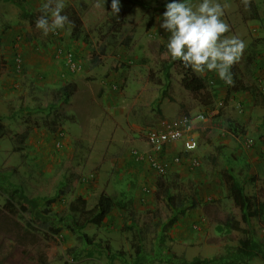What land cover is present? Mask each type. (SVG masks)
<instances>
[{"label":"rangeland","instance_id":"rangeland-1","mask_svg":"<svg viewBox=\"0 0 264 264\" xmlns=\"http://www.w3.org/2000/svg\"><path fill=\"white\" fill-rule=\"evenodd\" d=\"M134 1L136 5L119 0L120 12L115 16L112 0H99V8L95 7L98 0H63L62 14L71 23L60 30L61 40L56 43L76 55L79 69L71 72L66 61L55 56L52 33L45 37L36 28L46 0H0V50L7 58L0 64V264H185L186 260L221 258L215 264H264V222L258 219L250 226L242 220V195L261 200L264 188V166L252 162L264 141V93L241 90L233 100L226 95L231 88L242 89L235 70H241L239 65L247 59L252 60L250 82L264 78V53L257 47L245 49L231 69L234 86L214 71L195 73L208 84L209 92L214 87L223 92L206 105L204 97L184 88L179 62L165 72V63L174 60L167 49L169 33L157 17H162L169 0ZM230 1L213 0L221 5ZM251 1L263 17L249 22L251 28L259 29L255 34L260 37L252 38L264 51V0ZM190 2L196 7L202 0ZM18 37H22V74L13 65ZM96 58L100 60L97 67ZM71 87L74 94L65 102L62 92ZM79 95L86 98L83 106ZM179 104L183 114H205L208 107L225 115V135H215L214 145L225 142L222 138L241 145L223 156L218 169L227 167V172L213 173L212 154L206 161L200 152L206 141L202 137L196 154L183 163L174 161L183 149H174L172 163L166 160L172 165L164 177L154 175L145 165L127 164L131 152L143 150L147 133L155 129L145 127L133 133L131 122L143 115L158 120L161 110L168 117ZM140 106L146 108L140 110ZM232 114L241 117L240 123L249 118L250 123L236 125ZM237 127L236 140L228 132ZM247 139L254 140L251 149L244 148ZM58 143L64 147L59 149ZM193 158L203 163L202 168L189 169L188 160ZM173 166L182 168L174 170ZM95 171L98 180L84 183L83 178ZM12 186L24 192L26 200L21 206L2 192ZM104 193L124 201L128 208L115 210L103 226L84 230L92 241L89 245L74 230L68 210L78 197L88 200L93 209ZM167 194H182L193 202L186 203L182 214L173 209ZM221 207H232L231 220L238 222L239 230L219 232L228 217ZM194 210L203 212L197 221L192 220ZM189 237L195 238L192 249L182 243ZM246 241L251 250L245 257L231 258L232 250L238 254L237 248ZM141 244L148 259L145 254L141 260L136 256ZM159 244L162 251L157 254ZM246 257L253 258L246 263Z\"/></svg>","mask_w":264,"mask_h":264},{"label":"clouds","instance_id":"clouds-1","mask_svg":"<svg viewBox=\"0 0 264 264\" xmlns=\"http://www.w3.org/2000/svg\"><path fill=\"white\" fill-rule=\"evenodd\" d=\"M250 3L251 0H242L245 10ZM95 7H102L99 0ZM228 7L213 0H202L196 7L190 0H171L157 22L162 19L160 27L169 33L167 49L173 60L182 62L196 74L214 71L227 85L234 86L231 69L240 61L246 44L236 36L225 35L230 29L222 17ZM64 8L63 0H46L42 4L36 28L43 36L55 34L71 23L68 16L62 14ZM111 8V13L118 16L119 0H112Z\"/></svg>","mask_w":264,"mask_h":264},{"label":"crops","instance_id":"crops-1","mask_svg":"<svg viewBox=\"0 0 264 264\" xmlns=\"http://www.w3.org/2000/svg\"><path fill=\"white\" fill-rule=\"evenodd\" d=\"M229 7L227 9H225V12H224V16H223V21L225 23H227L229 25V32L226 33L225 35L228 36V37H231V36H236L238 37L239 39L243 40L246 44V48L248 46L251 47L252 50H255L254 48L257 47V51H261L264 53V51L262 49H260V47L262 46L261 43H259V45H257L256 43L258 42L257 40H253V36L257 38H259L260 36L259 35H256L259 31V29H255V28H251L250 25H249V22H253V21H260V20H263V17L260 16V13H258V18L257 19H254V17H256V13H254L253 11L251 12H248L247 10H245L244 8V5L242 4V0H231L229 3H228ZM250 5H254V2L251 1ZM253 7V6H252ZM250 8V7H249ZM251 32H254V33H251ZM256 33V34H255ZM264 36H262L261 38H263ZM249 38V39H248ZM250 43V45L248 44ZM247 51V50H244V52ZM33 61H37V62H41L43 63L44 61H40L39 58H35L33 57ZM43 59V58H42ZM45 63V62H44ZM251 64H252V60H249L247 59L246 63H243L241 66L239 65V69L241 70H235V74H239L241 76V83H242V88L244 87H253V83L250 82V79H251ZM262 67L264 66V63H262ZM260 66V65H259ZM241 71V72H240ZM210 93L212 94L213 97H217V95L219 96L223 94L222 91H218V88L217 87H214L212 90H210ZM239 93V92H238ZM237 94V93H236ZM235 94V95H236ZM226 95H227V98L229 100H232L236 97H233L234 95L232 96H229V93L228 91L226 92ZM80 99H79V102H81V105L83 106L86 102V98H82L80 95H79ZM142 99V98H141ZM143 100V99H142ZM137 104V103H136ZM167 107H170L168 104L166 105ZM146 108V107H145ZM144 106H140V110H143L145 109ZM174 109H171L170 111L173 112L172 115H169L168 117H165L163 115V112L161 110L160 112V118L158 120H149L147 119V117L145 115H143L140 119L139 117V121H133L131 122V128H133V133H136L138 131H141L142 129H144L145 127H148V128H152V127H159L161 122L163 121H167V120H176L180 117H182L183 115H189L187 113H184L183 114V107L181 104L177 105L176 107H173ZM211 109H209L208 107H205V113L209 112ZM233 112V111H232ZM234 113V112H233ZM235 114V113H234ZM232 116H236L235 119L238 120L237 121V124L236 125H241L242 127H246V125L248 123H250V118L247 122H245L244 124L243 123H240V119L241 117L239 115H233ZM216 117V118H215ZM91 118H93V120H91L92 122L94 121V123L96 122L97 120V117L96 115H93ZM142 118H144L145 120L147 119L146 122H143L142 121ZM225 115H217V116H214V118H210L209 121L207 122H202V121H198L197 124H196V128H197V135H198V142L200 141L201 137L206 140L203 144H202V149H200V152L203 154L202 157H204L207 161L208 158V155H211L212 154V157H211V161H210V164H211V169L213 171V173H221V172H225L224 170L227 169L226 168H222L221 170L220 169V163H221V160L224 159L223 156H225L226 152L228 151H232V149L236 148V149H239L241 147L240 145V142L238 143H232L228 140H225L222 138V140H224L225 142L221 143V145H214L213 141H214V137L215 135H219L220 133L222 135H225V130L224 129V121H225ZM229 119V118H228ZM238 130L239 128L237 127V131H232L230 130V132H228V134H231L232 137H234L236 140L239 138V134H238ZM244 130V129H243ZM242 130V131H243ZM241 131V132H242ZM99 135H101V132L98 131L97 132ZM134 135V134H133ZM209 139V140H207ZM70 141V140H69ZM183 149V152H181V154H177V156H182L183 158H186L188 159V157L192 156L193 154H196V151L195 152H186L184 150V147L182 146L181 143H178V144H174L170 147L167 148L163 158H164V161L169 165L171 166L172 164H170L169 162H167L166 160L171 161V158L174 154H176L174 152V149ZM142 149L143 150H137V151H141V152H144L148 149V145H147V142L145 140V143L143 144L142 146ZM135 151V150H133ZM132 151V152H133ZM257 152V155H252L253 153H250V155H252L253 158V164L257 163L258 165H263L264 166V141L260 143L259 145V150L256 148L255 150ZM132 152H131V161H128L127 164L128 165H131L132 167L136 166V165H139V163L136 162V160L133 158L132 156ZM255 152V153H256ZM177 156L175 158H177ZM231 158L233 157V159H236L235 156L231 155L230 156ZM194 159V158H193ZM175 161V159H174ZM189 162V165H190V170H193L192 167H191V160L189 159L188 160ZM201 162V161H200ZM176 163V162H175ZM174 164V163H173ZM143 166H147L149 168V166L147 164H142ZM203 166V163L201 162V168ZM175 168L177 170H180L179 168H182L180 166L178 167H174L173 166V169L175 170ZM219 168V169H218ZM151 172H153L151 169H149ZM96 173H98L97 171H95ZM227 172V170H226ZM154 175H156L154 172H153ZM224 210H226V212L228 213V217H227V214L225 213L224 215V218L227 217V222L229 221H233L231 219H233V212L232 211V207H230L229 209L226 208V207H221ZM225 208V209H224ZM195 211V215H193V219L194 220V217L196 220L194 221H197L198 220V217L201 215H203V212H199L198 210H194ZM197 211V212H196ZM207 213V212H206ZM200 214V215H199ZM182 233L180 232V238H182ZM183 237H186V236H183ZM178 238V237H177ZM194 237H189V240H187L186 242H182L183 245H186L185 247H190V249L193 248V245H194ZM182 245V244H181ZM182 257L185 259H188L186 258L187 256L184 254L182 255Z\"/></svg>","mask_w":264,"mask_h":264},{"label":"trees","instance_id":"trees-1","mask_svg":"<svg viewBox=\"0 0 264 264\" xmlns=\"http://www.w3.org/2000/svg\"><path fill=\"white\" fill-rule=\"evenodd\" d=\"M7 1H10V0H7ZM125 1H127L128 3H130L132 5L137 4V2L134 0H125ZM169 2H171V0H169ZM250 8L248 10L249 11L251 10L254 13H256V17H254V19H257L258 18V13H257L258 10H257L256 5L255 4L250 5ZM14 44H17V40L14 41ZM0 60H1L0 64H2V63L4 64L7 60V58H6V56L2 55V57H0ZM99 62H100V60H98L96 58L94 60V66L97 67L99 65ZM177 62H179L180 66L184 70V77H183V81H182L184 88L196 97H200V98L204 97L203 100L205 101L206 105H211L213 102L212 100L215 97H213L212 94L209 92L208 84L205 82V80L203 78L196 76V74L190 68L184 67L182 62L176 61V60H174L173 62L167 61L164 65L165 72L168 73L170 71V69ZM258 82L259 81L257 80L256 83L253 85V87L247 86V87H244L242 89L241 88L239 89L236 87L231 88L230 90H228L229 96L235 95L236 93L240 92L241 90H243L245 92H250V93L251 92L255 93L258 90V91L264 93V91L261 90ZM73 94H74V87L68 88L62 92V98L65 102H69L70 97ZM213 110L214 109H212V111ZM248 140H252V139H247L246 142ZM252 141L254 143V140H252ZM244 148H246V144H245ZM184 159H186V158H184ZM2 192L9 197V199L12 203H14L18 206H21L22 202L24 200H26L23 190L19 187L12 186V188H10V189L4 188V189H2ZM261 195H262L261 200L257 196H248L245 194L242 195L243 200H244V204H245L242 220L244 222H246L247 224H249L250 226H252L253 222L255 220H258V219H260L261 221L264 222V188H263V191L261 192ZM167 199H168V202L170 203V205L173 207V209L180 211L182 214L185 213L186 203L191 202V201L193 202L192 199H189L187 196L182 195V194H178L177 196H172L170 194H167ZM130 203H132V202H130ZM127 208H128V205L124 201H118L114 197L109 196V195L104 193L100 196L98 203L96 204V206L93 209H89L88 200H86L82 197H78L71 203L68 211H69V215H70L71 219L74 222V226H73L74 230L80 235V238H82L83 240H87L89 245H92V241L84 233V230H86L89 226H96V227L103 226L105 223H107V221H109L111 219V215L115 210L126 211ZM218 230H219V232L225 231L226 233H232L234 230H239L238 222H236V221L226 222L225 226L224 227H218ZM242 243H243L242 244L243 246L241 245L242 248H237L238 254L235 255L234 250H232L231 254H229V256H231V258L236 259V257H238V256L245 257L244 255H246L248 253V251L251 250V243L249 241L242 242ZM160 245L161 244H159V248L156 251L157 254H159L162 251V248L160 247ZM106 251L108 252L109 249H107ZM143 254L146 255V258H144V259H148L150 257L149 255H147V253H145L144 246L141 244L137 248L136 256L139 260H141V259H143L142 258ZM252 258L253 257H246L244 262L248 263L252 260ZM112 259L113 258H111V260ZM221 260H222V258L221 259H213V260L196 259L192 263L188 262L187 260L184 263L185 264H198V263H201V264L213 263V264H215V262H218ZM138 263L141 264L140 261Z\"/></svg>","mask_w":264,"mask_h":264},{"label":"built area","instance_id":"built-area-1","mask_svg":"<svg viewBox=\"0 0 264 264\" xmlns=\"http://www.w3.org/2000/svg\"><path fill=\"white\" fill-rule=\"evenodd\" d=\"M17 44H14L15 53L13 55V65L16 73L22 74L25 69L24 60L21 52H19V44H21L22 37L16 38ZM52 49H54L55 56L59 59L66 61L67 66L71 72H77L79 67L76 61V55L69 49H65L62 46L57 45V41L61 40L60 30L57 33L52 34ZM0 50V57H2ZM261 90L264 91V78L258 80ZM222 106V104H220ZM217 108L208 114H200L197 116L183 115L182 117L173 121H163L160 126L149 131L146 136V142L148 149L144 152L133 151L132 156L139 164H147L149 168L160 177H164L168 174L169 165L164 161V154L168 147L181 143L186 152H195L198 149V135L196 124L198 121L207 122L210 118L217 116ZM64 134L61 135L63 137ZM66 139V133H65ZM67 140H65L66 144ZM246 148L251 149L254 145L252 140H248ZM57 147L62 149L64 144L58 143ZM185 159L181 156L175 158V162L180 164ZM191 167L196 170L201 167V162L194 158L191 160ZM98 180V174L93 172L89 177L83 178L85 183H93Z\"/></svg>","mask_w":264,"mask_h":264}]
</instances>
